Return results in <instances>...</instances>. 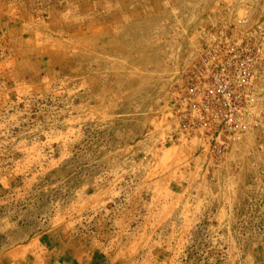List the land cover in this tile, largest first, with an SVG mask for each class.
<instances>
[{
	"label": "rangeland",
	"instance_id": "1",
	"mask_svg": "<svg viewBox=\"0 0 264 264\" xmlns=\"http://www.w3.org/2000/svg\"><path fill=\"white\" fill-rule=\"evenodd\" d=\"M261 18L264 0H0V240L55 264H264V101L209 171L170 140L201 26Z\"/></svg>",
	"mask_w": 264,
	"mask_h": 264
},
{
	"label": "built area",
	"instance_id": "2",
	"mask_svg": "<svg viewBox=\"0 0 264 264\" xmlns=\"http://www.w3.org/2000/svg\"><path fill=\"white\" fill-rule=\"evenodd\" d=\"M190 51L189 64L173 75L177 87L170 103L176 124L170 140L215 158L208 170L261 124L264 18L240 33L228 20H209Z\"/></svg>",
	"mask_w": 264,
	"mask_h": 264
},
{
	"label": "crops",
	"instance_id": "3",
	"mask_svg": "<svg viewBox=\"0 0 264 264\" xmlns=\"http://www.w3.org/2000/svg\"><path fill=\"white\" fill-rule=\"evenodd\" d=\"M49 257H41L38 245L34 241L27 242L17 247L6 246L0 240V264H55Z\"/></svg>",
	"mask_w": 264,
	"mask_h": 264
}]
</instances>
